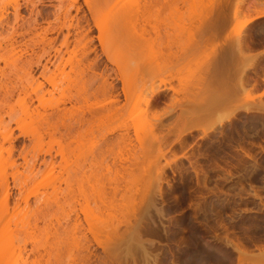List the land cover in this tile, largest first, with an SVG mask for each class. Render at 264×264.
Here are the masks:
<instances>
[{
    "label": "rangeland",
    "instance_id": "obj_1",
    "mask_svg": "<svg viewBox=\"0 0 264 264\" xmlns=\"http://www.w3.org/2000/svg\"><path fill=\"white\" fill-rule=\"evenodd\" d=\"M15 1L19 5V17L16 20L13 16L14 0H0L1 37L9 32L10 25H14L17 30L14 38L17 43H22L20 47L17 46L15 52L25 55V57L32 54L31 57L35 60L36 55L42 54L40 49L42 46H39L38 42L32 45L33 41H37L39 38L33 36L31 38V35L35 30L40 32L42 28L49 27L46 38L50 37L52 40L54 38L50 46L53 48H49V55L44 54L42 58L40 57V61L43 64L45 59L49 58L55 65L61 62L64 65V70L70 74L66 75L68 78H65L66 76L63 74L61 76V73L55 70L54 65L48 63L50 70L47 77L55 79L58 89L55 88L53 91L48 83H43L45 89H52L51 95H45V98H49V108H46V111L38 108L40 112L50 113L51 127L46 132L44 129L46 126L42 124V121H38L40 119L37 118V120L36 116L32 115L33 119L29 117L18 119L21 116L19 106H15V112L13 111L14 113L9 115L7 104L3 102L0 104V118L2 119L0 123V187L2 183L7 185L6 202L9 208L8 215L0 217V246L3 245L5 239L9 238L10 244L5 243L4 247L14 246L22 250L20 264H32L31 261L36 256L32 246L37 248L38 244L40 252L49 249V245L53 250L52 252L49 249L52 252V254L50 252L49 259L46 255L40 258V264H47L45 260L49 261L48 264H144V255L146 254L149 257L157 254L158 264H172V261L176 259V263L179 264L183 258L188 260L191 252H195L198 246L199 249L203 247L207 251L206 245L203 244L209 240L210 245H215L221 251L229 253L228 255L231 254L232 260L223 264H237V252L225 242L226 240H239L253 256L251 258L250 255L243 257L242 261L245 260L242 263L254 264L258 262L257 264H259L261 261L260 263L264 264V72H262L264 57L257 56L256 59L259 61L252 59L255 54H258L257 52H260L259 49H264V15L253 19L244 27L240 26L245 19L255 14V10L264 11V0H254L258 3L253 7L250 5L255 2L250 4L248 0H245V3L250 4V8L255 9L254 11L251 9L250 12L247 11V5V9H245L243 0H224L222 7L220 6L224 13V21L220 25L218 35L220 36L218 42L222 41L220 44H214L218 45L215 47H219V49L213 47V42L211 45H209L210 42L208 45L199 43L200 47L198 46L199 50L196 49L197 52L195 50L197 46L194 47V45L197 41L195 26L198 22L196 25L193 22L190 27L189 24L182 32L179 41L182 46H187V51L189 47L193 46L192 48H194V56L193 50H189L191 52L187 53L190 56L186 53L187 58L183 57V61L186 60L183 64H187L188 61L187 66L186 64L183 66L182 59L178 64L177 60H168L158 52L152 53L146 47L133 53L134 58L140 59V69L143 73L141 82L158 84L162 78L169 79L170 75L165 71L167 67H171V70L174 68L172 75L177 78L164 85L161 84V87L165 88L171 85L180 92L176 94L169 89H164V96L160 97L161 101L151 106L150 110L145 111L141 105L114 119H95L93 115L86 112L88 109L95 110V107L108 100L106 96L97 91L98 86L101 85L99 74L107 76L108 82L112 81L115 87L114 91L119 93L121 100L123 99L121 91L123 82L134 84L138 81V75L135 74L137 70L118 71L116 58L118 60L121 54L120 46L116 45L118 43L107 40L102 48L97 39L98 26L102 28L105 36L113 30L116 23L114 19L119 12L115 7L114 0ZM189 1L171 0L168 4H163L161 11L158 12V25L163 24L164 19H167L166 15H169L168 13L172 12L174 7V12H178V14L175 12L177 16L182 15L184 20L188 14L195 13V15L193 14L195 17L206 12L208 6L205 3L209 0L204 3L205 5L203 4L205 0ZM90 7L92 11H90ZM143 10V8L140 9V13ZM189 11L193 12L189 13ZM77 18H79L78 22ZM170 19L164 23H169ZM161 20L163 21L161 22ZM181 21L177 20L176 22L179 24L183 22ZM30 22L33 23L30 25ZM159 22L161 23L159 24ZM69 23H72L73 27L66 29ZM143 23V19L138 18L128 26H139ZM32 25L36 27L35 30L28 27H32ZM87 26L90 27L92 36V41L87 46L89 49L95 48V52L83 48L76 42L77 31ZM77 27L80 28L77 29ZM67 30L69 31V43L66 48L60 47L63 35H66ZM238 38H243L245 42L242 44L249 43L250 47L246 44L238 50L235 46ZM245 38L249 40L246 41ZM7 43L6 38L5 40L3 37L0 39V44L4 45L0 46V54L7 53L1 52L5 50V46L6 49L9 48ZM25 44H27L26 47L29 45L26 53H24L25 50H21L20 53V48L24 49ZM246 46L248 48H245ZM59 47L62 50L60 56L54 50ZM212 47L215 52L211 51ZM72 49L73 53H71ZM216 50L218 54H216ZM95 54L98 56V64L94 68V72L98 75H94L88 68H84L87 60H91ZM214 55L215 59L221 60V63L214 62L216 61ZM69 56L74 64L81 59L85 66L81 62L82 65L79 69L76 67V71L71 73L69 65L65 64ZM169 61H172L171 64ZM214 63L215 67L217 64L222 70L220 77H222L221 74L224 75L222 79L225 81L223 83L224 90L229 88L228 91H231L229 92L231 96L228 95L229 103L225 101L226 106L225 103L224 105L220 103V107L222 105L220 108L219 104H214L218 106V114L222 115L226 112L224 109L230 111L239 104L248 105L247 107L251 105L253 110L244 112L243 108V110L239 108L240 110L229 121L222 126H217L204 136L199 132H194L190 134L191 136L187 135L184 138L182 145L177 143L170 146L162 144L157 148L158 143L156 142V144L154 138H151L153 132L157 133L154 127L158 122L157 117L161 120V123L158 124L163 126L162 133L167 131V124H170L178 114L182 113L183 116L185 115L184 117H188L187 111L190 109L188 107L189 110H187L185 107L192 105L191 108H193L194 103L187 102H192L191 98L196 96V92L198 93L205 87L203 84L206 77L208 78L207 74H210L214 69L218 76V71H216L218 68L212 67ZM252 63L254 67L256 65L257 70H254ZM175 66H180V70L175 69ZM249 66L251 67L249 68ZM35 68L31 72L32 76L35 80L37 78L42 80L41 77H38L41 68ZM11 69L0 60L2 82L10 78V80L16 78L15 81L17 79L20 81L21 76H24V79L28 77L24 75V72L21 75L22 70L17 74L12 72V76L19 74L21 79L19 75L17 76L19 78L12 77L10 76ZM246 69L251 72H247ZM175 70L179 72H174ZM214 71L212 70V73ZM121 79L124 81L122 82ZM33 84L35 85V83ZM225 84L228 86L226 87ZM81 91H83L82 94L86 93L87 98L85 101L82 99L77 102L73 98ZM203 91L201 90L200 93ZM173 97L179 102L172 101ZM13 98L16 99V96ZM13 98L10 103H14ZM135 99L136 96L131 104ZM204 99V102L202 100L200 103L203 105L201 108H205L209 113L202 109V112L204 111L210 117L207 116L208 120L207 118L205 120L207 123L210 119H215L216 109L213 111L208 106L207 102L209 101L206 102L208 97ZM259 103L260 106L263 105L260 107ZM195 104L196 107L199 102ZM33 105H37L36 100ZM214 105L210 104V106ZM256 109L259 110L255 111ZM165 111H168L167 114L170 118L166 113L164 114ZM185 111L188 114H185ZM81 112H85V122L80 126L79 132L82 131L83 134L80 132L79 136L87 132L88 134L80 137L82 139L78 145L75 142L69 144L70 138L66 137V132L69 133L67 129L70 128V125L73 127L72 123H75L72 117L77 119L81 116ZM120 125L129 126L131 145L129 148L127 147V150L122 146L125 150L122 149V151L119 150L121 146L108 148L104 143L109 150L111 149L109 151L102 144V138L118 135ZM152 127L155 129L150 132ZM75 129L77 131V128ZM75 129L72 131L76 133ZM124 157L128 158V162L130 159L129 172L125 175L116 174L117 163ZM50 162L52 165H49ZM87 168L91 170H87ZM113 185H117L119 189L127 186L130 190L128 194L135 197V203L138 202L141 192L144 191L143 193L147 195L144 196L143 204H141L149 205L147 212L138 211L139 214H133L132 211L127 210L132 207L131 202L126 203L128 208H116L115 206L109 211H104L102 203L108 200V196L110 197L109 192ZM4 197L5 193L0 189V214L4 210ZM13 206L14 209H12ZM85 212L92 213V219L88 222L91 224L90 226L82 219ZM75 213L81 219L82 226L71 231L67 230L55 237L54 229L67 226ZM141 217L142 220H139ZM110 218V222L117 224L118 221L120 224L118 225L119 231L114 237L103 234L104 231L101 232L105 228L107 229V227L104 229L102 227L107 224L106 221L108 222ZM21 220L28 222L29 231L17 232L16 228L20 225ZM136 220L141 221L142 224ZM138 228H140L139 235L135 233L139 232ZM105 235L110 239H107ZM84 236L89 239L90 243L85 242ZM137 236L140 237L137 238ZM37 238L38 244L35 241ZM86 244H89L91 252L89 257L84 255L88 261L83 256L81 257L84 253L87 254V249L84 247ZM149 257L147 258L149 259ZM184 259L182 262L185 261ZM187 264L189 263L187 262Z\"/></svg>",
    "mask_w": 264,
    "mask_h": 264
},
{
    "label": "bare ground",
    "instance_id": "obj_2",
    "mask_svg": "<svg viewBox=\"0 0 264 264\" xmlns=\"http://www.w3.org/2000/svg\"><path fill=\"white\" fill-rule=\"evenodd\" d=\"M25 1H27V0H25ZM169 1H171V0H114L115 7L118 9L119 12H118V15L114 19V22L116 21V23L114 24L113 30L107 36H105V34L103 35L102 28L100 26H98L99 35H98L97 39H98V41H99V43H100V45H101L102 48L105 46L104 44L107 43V40L108 41H114V43L116 41V43H118L116 45L117 46H120V48H121L120 49V53H121L120 54V57L118 58V60L116 58V65L118 66V71L121 72L122 70H125L126 69V72H131V70H137L136 71L137 73H135V74L138 75V81L136 83H134V84H131V83H128V82L125 84L123 82L124 80L121 79V81L123 82V85H122V88H121L122 95H123V99H122L123 101H122L120 99L119 93L118 92L115 93V91H114V88L115 87H114V84L112 83V81H109L108 82L107 76H105L104 74H99L100 75V80H101L100 81L101 82L100 83L101 85H99L100 87L98 86L97 91L98 92H101L104 96H106L108 98V100H106L102 104H100L97 107H95L94 108L95 110L88 109V111H86L90 115H93V117L95 119H103V118L114 119L116 117H121L126 112L129 113L131 111V109H133L135 107H139L141 105L144 107L145 111L146 110H150L149 108L151 106H153L157 102L161 101V98L160 97L164 96V93H163V90L164 89H169V90L173 91L176 94H177V92L178 93L180 92V90L179 91H178V89L176 90L171 85H169L168 87H165L164 86L165 88H162L161 87V84L164 85L166 82L168 83L172 79L177 78L176 76H173L172 75V73H173L172 71L174 70V68H172L173 70H171V67H169L170 69L167 67V70L165 71L166 74H169L170 75V78L169 79L162 78V79H160V82L158 84H154V83L146 84L143 81L141 82L143 73H142V70L140 69V59L139 58H134L133 55H132L133 53L138 52L142 48L146 47L152 53L158 52L159 54L165 56L168 60L175 59V60H177L179 62V60L182 59V62L181 63L183 64L184 62H186V60L183 61V57L186 56V58H187V54H188L187 52L190 53L193 50L192 52H193V56H194V48H192L193 46L191 48L189 47L188 48V51H187V46H182L179 43V41H180V37H181L182 32L185 30V28L188 27L189 24H190L189 27L192 26L193 25V22L195 23V25L197 24L196 22H198V24L195 26L196 27L195 34L197 35V37L195 36V38H196L197 41L195 40L196 41V44L194 43L195 45L192 44V45H194V47L197 46V47H195V50L200 47L198 45L199 43H206L205 45H208V42H210L209 45H211V43L213 42L212 45H213L214 48H216L215 46H218V45H214V44H216V43L220 44V41H222V40H219V42H218V38L220 37L218 35L220 33L219 32L220 25L224 21V15H223L224 13L222 11V8H220V6L222 7V4L224 3V0H209V1L208 0H205V1L201 0V1H203V4L208 1L207 2L208 4L205 3L208 6L206 12L204 14L196 15L194 17L195 13H192L193 11L192 12L189 11V13H192V15L188 14V16H186V18H185L186 20L182 19L183 17L180 14L177 16L178 12L175 11L177 14L174 12V8H175L174 7L172 9V12L170 11L168 13L169 15H166L167 16L166 17L167 19L165 20L163 18L164 19V22L167 21V20L169 21V19L171 18L170 19V22L167 23V24H165L163 22V24L165 25L164 26L161 23L163 20H161V22H159V24L161 23V26H164V27H161V26L158 25V22H157V20L159 19V15H158L159 13L158 12L161 9V7L163 6V4H168ZM243 1L245 3V0H243ZM248 1H249L250 4H251V2H255V4L252 3V5H250L248 3H245V6L246 5L248 6V9H247V6L245 7V9H247V11L250 12V10L252 9L250 7H253V5L255 6L256 3H258V2L254 1V0H251V1L248 0ZM189 2H191V0ZM17 3L18 2H16L14 0V6H13V16H14V20H16L17 17H19V5ZM249 5H250V7H249ZM142 8L144 10L141 11V13H140V9H142ZM254 8H256V7H254ZM76 10L78 11V8H76ZM252 10L254 11L255 9H252ZM90 11H92V8L91 7H90ZM173 12L175 13V15H174ZM66 13L67 12L65 11L64 14L66 15ZM254 13H255L254 15H252V16L250 15L249 18L245 19L244 22L242 21L243 23L240 26H243L244 27L246 24H248L249 22H251L253 19L264 15V11H262V10H260V11L259 10L258 11L255 10ZM65 15H64V17H65ZM134 17H136V18H134ZM175 17H177L178 19L176 18V20H175ZM197 17H200V18H197ZM132 18H134V19H132ZM138 18H142L143 19V22L144 23L142 25H139V26H134L133 25L132 27H129L128 26L130 23L136 21ZM153 19H154V21H153ZM198 19H199V21H198ZM78 20H79V18H77V22H78ZM177 20H178V22H180L181 20L182 21L184 20L183 22H184L185 25L182 24L183 23L182 21H181L182 23H179L178 24L176 22ZM187 20H189V21H187ZM34 21H35V18H34ZM185 21H187L189 23L186 25L187 22H185ZM33 22H30V25ZM155 22H157V23H155ZM28 27H30L31 30H33V29L35 30L36 29V27H34L33 25H32V27L31 26H28ZM69 27H73V24L72 23H69L66 29H69ZM79 28L80 27H77V29H79ZM30 29L28 28L27 30L29 31ZM8 30H9V32L7 34H5L4 36H2V37H3L4 40L6 38V41L8 42L7 44L9 45V46L7 45V47H9V48L6 49V46L4 47L5 50H2V48H1V50H2L1 52L5 51L7 53H1L0 54V60H2L4 62V64L8 65L10 67V69L12 67V69L10 70L11 71V75L10 76H12V72L14 74H17V72H19L20 70H22L21 73L24 72L25 74L22 73L21 75L24 74V75H26L28 77L24 79L23 78L24 76H21V75L18 74L19 77L20 76L22 77V79L20 77V79H21L20 81H18V79H17L18 82L15 81L16 78L15 79L12 78L13 80H10L11 79L10 78V79H8L9 81L6 80L7 82L6 81H3L2 82L1 79H0V95H1L0 104H1V102L7 104V106L6 105L5 106L8 107L7 108L8 110L7 109L6 110H7V113L9 115L13 111L15 112L14 109L19 106V108L21 110V112H20L21 116L18 119H23L25 117H27V118L29 117L30 119H33L36 116V119L39 118L40 120H38V119L37 120L38 121H42V124H44V126H46V127H44L45 132H46V131H48L49 127H51V126H50V123H49L50 113H45L44 112V111H46V108H49V106H50V104H49V98H45V95H51L52 94V89L51 90L45 89V86H44L45 84H43V83L44 82L48 83L53 88V91H54L55 88L58 89L57 88L58 85L56 86V83L54 81L55 79L53 80V78L49 79L47 77V73L50 70L49 69V66H48V63L49 64L51 63V65H54L55 70L58 71V73L60 72L61 73V76H62V74L66 76V75H68L69 72L67 73L64 70V65L61 62L59 64L55 65V63L53 61H51L49 58L45 59V61H44L45 63H43V64L40 61V59L43 57L44 54L49 55L48 49L49 48L50 49L53 48V46H52V48L50 46H51V43H53L54 38H53V40L50 37L49 38H46L47 37L46 36V33L49 31V27L42 28L40 32L39 31L37 32L35 30V32L33 33V35H31V38H33V37H38L39 38V39H37V41H33V44L32 45H34L36 42H38L39 43V46H42L40 48L42 50V52H41L42 54L36 55L35 60H33V57H31L32 54H30L28 57L27 56L25 57V55L23 56L22 54H18V53L15 52V49L17 48V46L20 47V45H22V43H17V41L14 38V34L17 33L16 27L14 25H10V27H9ZM90 32H91V29H90L89 26H87L86 28H81V30H78L77 31V36L78 37L76 38V42L79 45H82L83 48H85V49H87L89 51H94L95 52V48H92V49L90 48L89 49V46H87V44L92 41V36L90 35ZM258 32H260V31H258ZM68 33H69V31L67 30L66 35L65 36L63 35V38H62L63 40L60 43V47H65V48L67 47V45L69 43ZM243 35H244V33H243ZM0 37H1V35H0ZM2 37L0 39H2ZM244 37H245V35H244ZM247 37H250V36H247ZM243 38L242 39L241 38L240 39L238 38L236 40V45L235 46H236V48L238 50H240L242 48V45H243L242 43L245 42V40ZM248 40L249 39L247 38L246 41H248ZM26 45L27 44H25V48L24 49H22V48H20V50L18 49L19 52L21 50L22 51L25 50L24 53H26L27 48L29 46L28 45L26 47ZM245 45H243V46H245ZM0 46H4V45H1L0 44ZM247 46L250 47L249 46V43L247 44ZM247 46L245 48H248ZM253 46H251V47H253ZM60 47L57 48V49L54 48L55 52L58 55L62 51L60 49ZM106 47H107V45H106ZM155 47H157L156 48V51H154V48ZM173 47H175V49H172ZM202 47H204V46H202ZM213 47H212L213 50L211 49V51H214L215 52V49ZM217 48L219 49V47H217ZM32 50L33 49L31 48V51ZM189 50H191V51H189ZM198 50H196V51L198 52ZM247 50H249V49H247ZM73 52H74V50L72 49L71 50V53H73ZM200 52H201V50H200ZM222 52L223 51H221V53ZM257 53H259V52H257ZM216 54H218L217 50H216ZM188 55L190 56V54H188ZM215 55L213 56L214 57V60H216L214 62L217 63L218 59H215ZM59 56H57V57H59ZM257 56H259V55L258 54H255L254 58H252V59H256ZM216 57H218V56H216ZM97 60H98V56L95 54V56L91 60H87L86 67H84V68H88V70H90L92 73H94V75L97 74V73L95 74V72H94L95 71L94 68H96L97 67V64H98L97 63ZM250 60H251V58H250ZM220 61H218V62L221 63ZM251 61H253V60H251ZM257 61H259V60H257ZM81 62H82V60L79 59L77 61V63L74 64L73 61H72L71 56H69L68 59L66 60L65 64L66 65L67 64L69 65V67H70L69 69H70V71L72 73L73 71H76L75 70L76 67H78L76 69H79L80 65H82L84 63V62H82V64H81ZM169 62L171 64L172 61H169ZM178 64H180V62ZM182 64H181V66H182ZM185 64H183V66ZM187 64H188V61H187ZM187 64H186V66H187ZM217 64H216V67H215V63H214V66H212V67L215 68V69L218 68V70H216V71H218V76L219 77L217 76V72H215L214 69H212L216 73V75L214 74V72L212 73V70H211V73L212 74L211 73L210 74H207L208 75V78L206 77V80L204 81L206 84L204 83L203 86L205 85V87L203 89H200L198 93L196 92V94H195L196 96L195 97L193 95L194 98H191L192 102H187L189 104L190 103L191 104L194 103L193 104V108H191L192 105H191V107L190 106L185 107V108H187V110L190 109L189 111H187L189 113L188 117H184L185 115L183 116L182 113H180L177 116H175V118L173 119V121L170 124L168 123L169 125L167 124L168 127H167V129H166L167 131L165 133H162V127L163 126L161 124H158L161 120L158 117H157V119L155 118L156 120H158V122L156 123V126H154L156 128V130H157V133H154L153 132L152 133L153 137H151V138H154L155 143L156 142L158 143V144L156 143L157 144V148H158V145L160 146L162 144H166L167 146L173 145L174 143L175 144L177 143V144L182 145V143L184 141V138L187 135H190V134H192L194 132H199L200 135L204 136L209 131L214 130V128H216L217 126L224 125L240 109L241 110L244 109V112L245 111L248 112L249 110L250 111L253 110V108L251 107V105H250V107H247L248 105H245V104L244 105H242V104L240 105L239 104L240 106L237 105L234 109H232L230 111H227L228 109L225 107L227 110L224 109V111H226V112H224V114H222V115L221 114H218L219 112H217V110H218V106L220 107V103L223 104V105H224L225 101L226 102L228 101V103H229V101H230L229 99L230 98L228 99V97H229L228 95L231 94V93H229L231 91H228L229 88L228 89L226 88L224 90L223 87H225V86H223L224 85L223 83L225 81L222 80L224 75L221 74L222 77H220V71H222V70L219 69V66ZM83 65L85 66V64H83ZM252 65H253V63H252ZM33 66H34V68H33ZM35 67H40L41 68V70H40V72L38 74V77H41L42 80H38L37 77H36L37 79L35 80L34 77L32 76L33 73H31V72L34 71V69H36ZM250 67L251 66H249V68ZM255 67H256V65H255ZM255 67L253 65V68H255ZM179 68H180V66L179 67L178 66H175V69L180 70ZM178 70H175L174 72H177ZM254 70H257V69L255 68ZM262 70H263L262 72H264V65L262 67ZM248 71L251 72L250 70H247V72ZM64 72H66V73H64ZM208 72H209V70L207 71V73ZM222 73L224 74V72H222ZM253 73H255V72H253ZM9 74H10V72H9ZM256 74H258V73H256ZM102 75H104L105 77L102 76ZM209 75H211V76L209 77ZM15 76H12V77H15ZM215 76H217V77H215ZM19 77H17V78H19ZM65 78H68V77L66 76ZM32 82L35 83V85ZM225 85H226V87L228 86L227 84H225ZM201 90L202 91L204 90V91L200 93ZM82 92L83 91H81V93H77L78 95H76L73 99H75V101H77V102H80L82 99L85 101L86 98H87L86 95H85L86 93H83L82 94ZM14 96H16V99L13 98ZM134 96H136V99L131 104L132 100L134 99ZM205 97L206 98L208 97V100H206V102L209 101V102H207L208 103V106L211 107L212 110L213 109L214 110L216 109L215 110V112H216L215 119H213V120L210 119V121L207 122V123H206L205 120H206L207 116H208V118H210L209 115H208L209 113H208V111H206L205 108H201L203 105H201V103H200V101H202ZM12 98L14 99V103L13 102L10 103V100ZM35 100L37 102V105L34 106L33 105V102ZM66 100H67V98H66ZM171 100L174 101V102H177V101L179 102V100H176L175 97L171 98ZM204 100H203V102H204ZM68 101H70V100L68 99ZM198 102H199V104L195 107V105H196L195 103H198ZM206 102H205V104H206ZM216 103H217V105L218 104L219 105L218 106L217 105H214ZM189 104H187V105H189ZM210 104H212L214 106H210ZM226 105L227 104L225 103V106ZM258 105L260 106V103ZM258 105H255V106L258 107ZM262 105L263 104H261V106ZM32 106H34V107L32 108ZM188 107H189V109H188ZM212 107H214V108H212ZM260 107H258V108H260ZM38 108H41L44 111L43 112H40ZM220 108H222V105H221ZM199 109H201V110H199ZM202 109L205 112H207L208 114H206L204 111H203L204 112L203 113L202 112ZM263 109H264V107H263ZM257 110H259V109H256L255 111H257ZM181 111H182V108L180 109V112ZM167 112L168 111H165L164 114L166 113L167 117H169L168 114H167ZM84 113L85 112H81V116H79L77 119H74L72 117V119H73V121L75 123L74 124L72 123L73 127L69 124L70 125V128L68 127L69 130L67 129V131L69 133L67 134V132H66V137L68 136L70 138L69 144H72L73 142H75V144L78 145L79 144V141H81L80 139H82L80 137H83L84 135L88 134V132H87L84 135L79 136L80 135V132H82V131L79 132L80 126L83 125L84 122H85V115H84ZM188 113H186V111H185V114H188ZM32 115H34V117ZM203 118H205V119H203ZM208 118H207V120H208ZM1 121H2V119L0 118V123H1ZM76 124H77V127H76ZM74 125H75V128H77V131L74 128ZM154 127H152L153 130L150 128L151 130H149V131L150 132L151 131H154V129H155ZM73 129H75L76 133L73 132L74 131ZM119 129H120V132L118 133V135H116L114 137H112L110 135L103 137L102 138L103 139V143L102 144L104 145V143H105V145L108 148H110V147L113 148V146H116V147L117 146H121V147L124 146L126 148V150H127L129 148V146L131 145V142H132L131 141V138H130L131 136L129 134L130 133L129 126L128 125H120L119 126ZM51 133H53V132H51ZM82 134H83V132H82ZM109 134H112V133H109ZM78 136H79V138H78ZM75 144H73V145H75ZM105 145H104V147L107 150H109ZM121 147H119L120 148L119 150H122V149L124 150V147H122V148ZM107 150H105V151H107ZM109 151H111V149ZM121 156H122V154H121ZM119 160L120 161H118V163H117L118 165L116 164L118 166L117 167L118 169H116L117 172L115 171L116 174L117 173L124 174V175L125 174H128L129 167L131 166L129 164L130 159H129V162H128V158L126 159L125 157H124V159L122 158V159H119ZM50 164H51V162L49 163V165ZM89 164H91V166H92V163L90 161H89ZM89 168H90V165H89ZM89 168H87V170H91ZM82 174L83 175L85 174L84 171L82 172ZM124 187H122L123 189H119V187L117 185H115V186L113 185V188H111V190L109 192L110 193V197L108 196V200L105 201L106 204H105V202L102 203L104 205V206H102L103 207V210L104 211H109V210H111L115 206H116V208H118V207H127V204L126 203L131 202V206L132 207L131 208H128L127 207L128 209L127 208L126 209L129 210V211H132L133 214L138 213V211H141V213H142V211H146L147 212V209L149 208L148 207L149 205L148 206L147 205H142L143 204L142 203V200H143L144 196H146L147 194L145 195L143 193L144 191H142L141 192L142 194H140V196L138 195L139 196L138 202L135 203V201H134V199H135L134 195H131L130 196V194H128L130 190L127 188V186H124ZM0 189H1V191H3L5 193V197H4V210L0 214V217L1 216L5 217L9 213L8 204L6 202V198H7V185L4 184V183H2ZM101 208H100V211H101ZM12 209H14V206L12 207ZM98 209H99V207H98ZM159 211H161V210H159ZM91 214H92L91 212H87V213L85 212V214L83 215V218H82L83 221H85L86 223H88L92 219ZM96 216H94V217H96ZM142 217L139 220H142ZM143 219H144V217H143ZM110 220H111V218L109 219L108 222L106 221L107 224H105L102 227V229H104V227H107V229L105 228L101 232L104 231L103 234L105 233V234H107L110 237L111 236L114 237V235L117 234V232L119 231V226L118 225H120V224H119L118 221H117V224H115L114 222H110ZM139 220H136V221H139ZM139 222H141V221H139ZM140 224H142V222ZM28 225H29L28 222H26L24 220H21L20 221V225L16 228L17 232L19 233L21 231H26V232L29 231L28 229L30 227ZM90 225L91 224L88 223V226H90ZM138 225H139V223H138ZM80 226H82V221L77 216V214L75 213L74 214V217L72 219H70V223L68 222L67 226L62 227L61 229L59 227L58 228H55V229L53 228L54 229L53 235L55 237H57L61 233L65 232L67 230L71 231L72 229L79 228ZM139 230H140V228H138V231ZM135 233H138V235H139L140 234V231L139 232H135ZM9 235H11V234H9ZM31 235H32V231H31ZM84 237H85L84 240H86L85 242L90 243L89 242V239H86V236H84ZM105 237L107 238L106 235H105ZM110 237H108L107 239H110ZM139 237L140 236H137V238H139ZM35 241L36 242L39 241L38 238ZM5 243L7 245L10 244L9 243V238L5 239L3 245L0 246V264H20V260L22 258V250L20 248L14 247V246H11V247L5 246L4 247ZM38 243L39 242H37V244ZM225 244L231 246L233 248V250L235 252H237L236 253V255L238 254V256H236V257H238V260H237L238 263L237 264H244L242 262L245 259L243 261H242V259H243V257L245 258V256L246 257H249L248 255H250V258L253 257V256H251V254L249 252L250 250L248 251V249L245 248V245L243 246V244H241L239 242V240H237V241L226 240ZM203 245L204 246L206 245L207 251L203 247H202L203 249L201 247L199 249V246L198 247L196 246L198 249L197 250L195 249V252H191L192 254L190 256L188 255L189 256L188 257V260H185L184 258L183 259L185 261H187L189 264H223L224 262H227L228 260L231 259L230 258L231 254L228 255L229 253H225V252L221 251V249L217 248L215 245L214 246L213 245H210L209 244V240H206ZM32 247L34 248V249H32L33 250V253L36 254V256H34L35 258L31 261L32 264H40V258H42L44 255H46L48 257L47 258L45 256V258L49 259V256L53 252V250L50 248V245H49V249L52 252L47 248V250L45 249V250L42 251L44 253L40 252V250L38 249L39 244H38L37 248L34 247V245ZM84 247H86V249H87V251H86L87 254H85L83 252L84 254L81 255V257L82 256L84 257V255H86L87 257H89V254L91 253L90 252V248H89L90 247L89 244L84 245ZM50 252H51V254H50ZM144 256L146 258V259L144 258V264H158V261L159 260L157 258V254H154L153 256H150V257H149L148 254H146ZM146 256L149 257V259ZM260 257H261V255H260ZM86 258H85V260H87ZM180 260H178V261H180ZM182 260L180 261L181 263H179V264H182V263L185 262V261L182 262ZM45 261H47L46 262L47 264L49 263L48 260H45ZM176 261H177V259L175 261L173 260L172 261L173 262L172 264H174V263L177 264L178 262L176 263ZM246 261H249V260L246 259ZM187 262H185V264H187ZM260 262H259V264H261ZM257 263L258 262L254 263V264H257Z\"/></svg>",
    "mask_w": 264,
    "mask_h": 264
},
{
    "label": "crops",
    "instance_id": "obj_3",
    "mask_svg": "<svg viewBox=\"0 0 264 264\" xmlns=\"http://www.w3.org/2000/svg\"><path fill=\"white\" fill-rule=\"evenodd\" d=\"M260 50V52L258 53V55H259V57L261 56V57H264V49L263 48H261V49H259Z\"/></svg>",
    "mask_w": 264,
    "mask_h": 264
}]
</instances>
